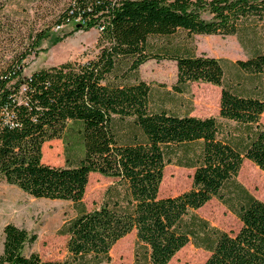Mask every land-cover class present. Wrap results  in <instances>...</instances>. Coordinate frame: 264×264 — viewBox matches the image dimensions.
<instances>
[{"label": "trees", "instance_id": "16d2710c", "mask_svg": "<svg viewBox=\"0 0 264 264\" xmlns=\"http://www.w3.org/2000/svg\"><path fill=\"white\" fill-rule=\"evenodd\" d=\"M99 30L98 54L23 76L26 58L0 72V179L35 198L71 201L68 255L26 254L36 239L13 223L3 229L0 264H109L114 244L136 233L133 264H169L188 243L209 253L203 264H264V201L237 180L245 160L264 171V0H71L55 24ZM195 35L236 36L247 59L198 54ZM176 62L173 91L193 82L221 88L219 116L174 113L140 78L147 61ZM244 73L226 83L227 68ZM238 87V88H237ZM73 129L84 152L78 164L42 160L45 142ZM194 169L191 188L159 196L167 164ZM91 173L116 181L87 210ZM218 199L240 221L237 231L194 211Z\"/></svg>", "mask_w": 264, "mask_h": 264}, {"label": "rangeland", "instance_id": "374dc122", "mask_svg": "<svg viewBox=\"0 0 264 264\" xmlns=\"http://www.w3.org/2000/svg\"><path fill=\"white\" fill-rule=\"evenodd\" d=\"M71 0H0V72L15 58L32 48L34 36L48 31L34 52L25 60L22 75L29 76L41 68L66 61L86 60L95 57L99 49L98 29L78 30L77 21L65 25L55 24L59 15ZM197 53H205L231 61L247 59L249 53L239 44L236 36L195 35ZM140 78L153 87L155 100L177 114L198 117L219 116L221 88L210 83L193 82L183 94L173 91L177 79L176 62L150 60L141 65ZM241 77L242 86L252 83L244 73L228 67L226 83L235 84ZM238 88V87H237ZM264 125V113L261 117ZM84 152L80 136L68 129L57 139L42 146L43 162L64 166L76 165ZM194 169L178 166L176 161L167 164L159 189V196H175L191 188ZM256 198L264 201V171L245 160L237 176ZM116 180L91 173L83 203L87 210L99 207L106 189ZM212 225L225 231H237L241 223L218 199L212 198L194 211ZM78 211L71 201L35 198L15 185L0 179V254L3 250V229L13 223L35 235L36 239L26 244L24 252H37L44 260H64L68 255L67 235L60 233L62 226L76 217ZM136 233L130 232L117 241L110 251L109 264H133ZM209 253L188 243L169 264H203Z\"/></svg>", "mask_w": 264, "mask_h": 264}]
</instances>
